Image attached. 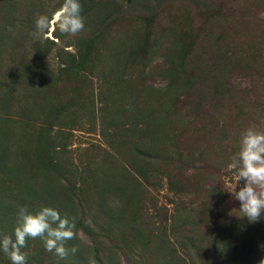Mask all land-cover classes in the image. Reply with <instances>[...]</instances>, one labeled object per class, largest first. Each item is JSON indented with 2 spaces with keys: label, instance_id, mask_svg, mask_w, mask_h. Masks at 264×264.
I'll list each match as a JSON object with an SVG mask.
<instances>
[{
  "label": "rangeland",
  "instance_id": "rangeland-1",
  "mask_svg": "<svg viewBox=\"0 0 264 264\" xmlns=\"http://www.w3.org/2000/svg\"><path fill=\"white\" fill-rule=\"evenodd\" d=\"M63 2L0 0V236L51 207L75 220L69 254L29 239L27 264H259L264 217L227 191L242 133L264 130V0H79L82 31L34 35ZM90 36L81 84L58 53ZM49 127L62 176L34 157Z\"/></svg>",
  "mask_w": 264,
  "mask_h": 264
},
{
  "label": "clouds",
  "instance_id": "clouds-1",
  "mask_svg": "<svg viewBox=\"0 0 264 264\" xmlns=\"http://www.w3.org/2000/svg\"><path fill=\"white\" fill-rule=\"evenodd\" d=\"M79 0H64L62 6L51 16L42 14L35 20L34 35L47 38L53 32L77 34L85 27ZM11 31V28H9ZM230 169L237 170V183L227 191L231 197L240 202L239 211L249 223H256L264 217V130L256 126L248 127L240 141V150L231 158ZM243 181L239 186L238 182ZM74 219L61 217L58 210L43 207L31 213L27 207H20L17 226L13 235L0 236V251L10 260V264H27L29 253L23 251L29 239H42L45 249L54 252L60 259H66L69 249L65 242L76 237ZM264 247V246H262ZM78 249L71 248L74 254ZM264 264V259L259 261Z\"/></svg>",
  "mask_w": 264,
  "mask_h": 264
},
{
  "label": "trees",
  "instance_id": "trees-1",
  "mask_svg": "<svg viewBox=\"0 0 264 264\" xmlns=\"http://www.w3.org/2000/svg\"><path fill=\"white\" fill-rule=\"evenodd\" d=\"M100 37L99 36H90L89 38L84 39L79 45H77V52L72 54L67 51L62 50L58 53V57L60 60H64L68 58L65 66L62 67L61 72L63 73H70V78L75 80L76 82H84L85 75H79V72H87L88 70L92 69L93 61H91L92 50L94 45L99 43ZM83 79V80H82ZM191 83V82H190ZM46 89H50L53 87L51 83H47ZM83 90L81 88H75L73 90V96L81 93ZM80 95V94H79ZM73 98V97H72ZM4 107L0 108V137H1V147L5 151V143L2 140L3 136L5 135L4 127L5 120L3 118V111ZM62 112L59 107H56V104H51L47 107L44 115V119L49 122L50 125H58L62 120ZM5 113V112H4ZM49 129H42L41 136L37 139L38 143H36V152L35 158L40 161L41 166L45 168L46 171L50 173H57L59 176H62L63 173L61 171V165L59 161L55 159V147L53 145V137L49 132Z\"/></svg>",
  "mask_w": 264,
  "mask_h": 264
}]
</instances>
